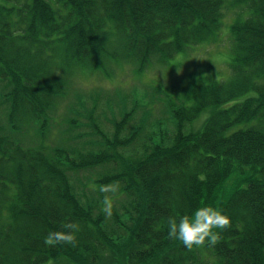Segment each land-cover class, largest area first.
Instances as JSON below:
<instances>
[{
  "label": "trees",
  "instance_id": "obj_1",
  "mask_svg": "<svg viewBox=\"0 0 264 264\" xmlns=\"http://www.w3.org/2000/svg\"><path fill=\"white\" fill-rule=\"evenodd\" d=\"M224 41V72L210 61L178 86L154 85L147 102L124 99L111 132L95 106L91 131L78 132L73 107L69 148L24 147L0 116V264H264V0H0V106L12 130L48 117L80 73L132 65L141 76ZM114 180L107 217L98 189ZM205 205L232 220L216 246L169 238V216ZM68 222L80 225L77 246L45 245Z\"/></svg>",
  "mask_w": 264,
  "mask_h": 264
},
{
  "label": "rangeland",
  "instance_id": "obj_2",
  "mask_svg": "<svg viewBox=\"0 0 264 264\" xmlns=\"http://www.w3.org/2000/svg\"><path fill=\"white\" fill-rule=\"evenodd\" d=\"M226 17L228 20L231 18ZM227 21V20H226ZM224 44H219L218 48H214L213 45L203 43L196 47H191L185 52L179 53L173 60L166 65H154L143 75L137 76L131 66H125L119 69L114 77H109L98 71H91L78 74L69 86L65 95L57 98L54 105L50 108L49 116L42 118L39 123H33L31 125L24 126L21 130H12L8 125L4 111L6 108L0 106L1 123L7 125L8 134L24 147H37L40 145L54 146L59 145L69 148L72 144V136L75 133L68 125V118L70 116L75 117L72 108L75 107L80 110L82 116L80 121L83 126L78 132L89 133L91 129L86 125L87 118L84 116L86 110L92 106L96 107V116L101 127L107 132L112 131V111L114 108L119 116L120 110L123 106V100L126 99L128 106L133 104L134 99L139 101H148L150 94L152 93V87L154 85L157 88H161V83L166 86L170 84L174 86L180 85V82L200 68L213 62V64L224 72L225 62L222 61V56L229 52V47ZM213 67V66H211ZM210 67V68H211ZM165 94L166 89L163 90ZM149 93V94H148ZM81 96L85 102V106L81 105V101L77 100V97ZM157 112L152 115L154 121L159 117V109L162 104L156 102ZM44 127L39 130V124L44 122ZM80 121L78 123H80ZM163 127V126H162ZM161 127V128H162ZM43 134H42V133ZM89 139L85 136L80 140L84 145ZM97 170L93 171V176Z\"/></svg>",
  "mask_w": 264,
  "mask_h": 264
},
{
  "label": "clouds",
  "instance_id": "obj_3",
  "mask_svg": "<svg viewBox=\"0 0 264 264\" xmlns=\"http://www.w3.org/2000/svg\"><path fill=\"white\" fill-rule=\"evenodd\" d=\"M104 194L102 211L110 217L115 204L114 197L120 191V181L114 180L99 186ZM231 217L223 208L205 205L197 208L192 215L181 218L169 216L167 219L168 236L170 239L179 240L183 246L192 250L194 247L216 246L221 240V233L231 227ZM81 228L78 222H68L61 225L60 230L50 231L45 237V245H70L77 246V234Z\"/></svg>",
  "mask_w": 264,
  "mask_h": 264
}]
</instances>
